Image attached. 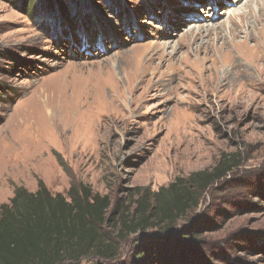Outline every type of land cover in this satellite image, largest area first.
Returning a JSON list of instances; mask_svg holds the SVG:
<instances>
[{"label":"rangeland","instance_id":"obj_1","mask_svg":"<svg viewBox=\"0 0 264 264\" xmlns=\"http://www.w3.org/2000/svg\"><path fill=\"white\" fill-rule=\"evenodd\" d=\"M261 1L0 0V204L41 179L131 213L229 159L170 230L78 264H264Z\"/></svg>","mask_w":264,"mask_h":264},{"label":"trees","instance_id":"obj_2","mask_svg":"<svg viewBox=\"0 0 264 264\" xmlns=\"http://www.w3.org/2000/svg\"><path fill=\"white\" fill-rule=\"evenodd\" d=\"M231 167L229 159H222L210 170L141 192L131 213L121 202L113 205L108 195L82 182H73L65 195L52 193L41 179L34 191L17 185L8 202L0 204V264H78L89 257L112 260L129 234L174 227ZM145 257L139 253L135 259L153 264Z\"/></svg>","mask_w":264,"mask_h":264},{"label":"bare ground","instance_id":"obj_3","mask_svg":"<svg viewBox=\"0 0 264 264\" xmlns=\"http://www.w3.org/2000/svg\"><path fill=\"white\" fill-rule=\"evenodd\" d=\"M261 3H262V4H260L261 9H264V5H263V4H264V1H261ZM209 9H210V8H209ZM210 18H211V14L208 13V14H207V18H205V19H206V20H209ZM219 33H220V31H218V34H219ZM218 34H217V35H218ZM263 35H264V30H263ZM95 42H98V43L100 44L99 39H97ZM17 112H18V111H17Z\"/></svg>","mask_w":264,"mask_h":264}]
</instances>
